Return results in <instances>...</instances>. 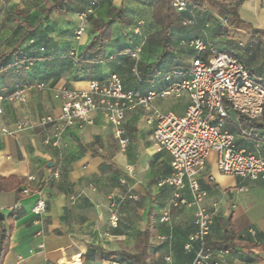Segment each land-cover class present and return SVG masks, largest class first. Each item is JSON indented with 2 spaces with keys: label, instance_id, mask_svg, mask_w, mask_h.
I'll list each match as a JSON object with an SVG mask.
<instances>
[{
  "label": "crops",
  "instance_id": "1",
  "mask_svg": "<svg viewBox=\"0 0 264 264\" xmlns=\"http://www.w3.org/2000/svg\"><path fill=\"white\" fill-rule=\"evenodd\" d=\"M186 1L192 14L210 18L204 23L206 28L194 31L192 38L202 39L215 52L230 55L245 64L254 76L264 78V0H217L225 1L227 8L237 6L233 25H228L226 17L218 16L215 6L203 4L199 10L202 14L198 15V10H192L195 1ZM120 4L121 0H101L88 17L79 38L74 31L78 25L75 13L64 9L56 29L57 34L62 33V38L55 39L52 31L45 32L53 38V50L70 55L72 59L78 57L94 36L95 27L108 21L109 5L118 8ZM14 7L21 8L19 0H0V27L7 21V12ZM48 26L52 28L51 23ZM7 37L0 31V43ZM68 56L57 64H40L27 69L26 84L19 87L28 88L25 103L0 102V179L3 180L0 227L10 230L1 264H78L76 261L108 264L112 262L107 259L108 254L114 253L144 255L143 264H163L166 254L173 264L191 262L200 245L194 243L190 251H185L183 246L192 227L195 208H174L168 223H159L160 211L170 202L172 189L158 188L156 182L169 176L171 158L165 151L152 150L154 122L150 120V112L136 108L125 113L121 136L127 140L124 148L115 138L114 128L99 116L92 125L66 130L57 148L44 144L51 128H42L37 121L41 116L57 114L59 103L53 99L52 90L34 88L37 79L58 74L59 77L46 80L45 85L49 88L66 85L76 90L85 89L88 82L69 62ZM120 72L125 74L123 67ZM109 73L101 65L95 68L93 77L104 78ZM54 79L57 81L53 86ZM126 86L137 94L158 91L162 87L159 82L142 85L132 82ZM14 90L0 73V96ZM187 104L186 95L156 97L151 107L182 115ZM22 121L29 122L31 127L17 131ZM222 128L236 132L226 123ZM248 131L264 138L261 124H254ZM235 145L251 149L249 142L239 137ZM258 150L264 153V143L259 144ZM214 156L210 154L198 176L199 186L207 194L202 207L213 215L206 244L223 241L224 225L230 220L237 240L233 242L235 249L224 257L222 264H264V247L257 245L264 243V185L219 174ZM48 163L52 164L50 168H47ZM55 172L58 177L53 179ZM29 177L34 181L28 180ZM25 189L32 193H19ZM37 192L45 196L46 210L34 223L31 209L38 198ZM181 198L190 202L187 189L181 191ZM113 214L117 217L115 225L110 222ZM249 230L254 231V238L247 235ZM157 236L170 239L158 241Z\"/></svg>",
  "mask_w": 264,
  "mask_h": 264
},
{
  "label": "built area",
  "instance_id": "2",
  "mask_svg": "<svg viewBox=\"0 0 264 264\" xmlns=\"http://www.w3.org/2000/svg\"><path fill=\"white\" fill-rule=\"evenodd\" d=\"M100 1L89 0L85 11L74 14L78 20L76 38L84 33L87 19ZM171 7L176 13H183L186 11L187 1L171 0ZM181 24L194 25V21L184 19ZM29 43L32 44L33 41L30 40ZM181 46L192 53L187 77L160 91H149L143 95L134 93L124 89L121 79L115 75L101 82L89 81L86 88L80 90L70 89L66 85L49 88L44 83L36 84V90H52L53 99L59 103L58 113L41 116L37 125L51 128V134L43 142L57 148L66 130L92 125L95 117L99 116L114 128V136L120 147L124 148L127 140L121 136L125 113L136 108L150 112V120L154 122L152 150L165 151L171 158L169 176L156 182L158 188L167 186L172 189L170 202L160 211L159 223H168L170 212L174 208L194 207L192 227L183 249L190 251L194 243H199L200 247L193 260L185 264H222L230 250L215 251L206 246L213 215L202 207L207 194L200 188L198 176L210 154L214 153L219 174L249 179L264 185V153L258 150L259 144L264 143V138L245 131L240 126L241 120L249 127L256 123L264 126V78L254 76L245 64L230 55L215 52L200 38L181 42ZM140 53L141 46H138L128 54L133 61L131 72L135 76ZM26 89L1 95L0 102L21 105L26 102ZM182 95L188 98L182 115L170 111L160 112L151 107V102L156 97L179 98ZM215 121L216 125L213 123ZM225 123L231 125L236 132L223 129ZM29 127V122L22 121L17 125V131ZM1 133L9 134L6 130H1ZM236 137L248 141L251 149L238 148L235 145ZM57 177L55 172L52 178ZM28 180L34 181V178L29 177ZM209 180L213 179L210 177ZM183 189H187L190 202L181 198ZM31 193L29 189L22 191L24 195ZM40 193H36L38 198L31 209L34 223L46 210V198ZM110 222L112 225L116 224L115 214L110 217ZM247 235L254 238L255 233L249 230ZM241 238L245 239L244 236ZM156 239L164 241L170 238L157 236ZM257 245L264 247V243ZM162 261L163 264H173L168 254L163 256ZM108 264L120 263L112 261Z\"/></svg>",
  "mask_w": 264,
  "mask_h": 264
},
{
  "label": "trees",
  "instance_id": "3",
  "mask_svg": "<svg viewBox=\"0 0 264 264\" xmlns=\"http://www.w3.org/2000/svg\"><path fill=\"white\" fill-rule=\"evenodd\" d=\"M130 1L141 7L151 8V21L153 27L155 29L158 28L152 35L147 36L143 44H138L137 41L134 42V37H129L123 30V28L125 29V27L132 26L134 23L133 17L125 15L126 2L129 4ZM194 1V6L192 7L194 12L197 10L199 11L201 6L207 3L217 8L219 17L227 18L228 25H233V21L237 18V6L227 8V6L217 0ZM88 5L89 0H51L50 4L41 11L42 14L40 13V15L36 17V22L33 25L28 23L29 29L24 34L25 36L22 37L21 43L29 36H37L38 41L30 39L33 43H29L26 48H21V43H18L11 51L0 53V73L3 74L4 80L15 88L14 91H10L6 95L22 90L19 89V87L25 86V74L30 66L32 67L40 64L43 66H50L51 64H57V62L67 58V54L63 52H57L53 49L45 50L43 48V41L47 40L45 41L47 44L50 42L47 39L48 36L38 28L37 22L42 21L48 23L50 15H55L64 9L73 13H81L85 11ZM201 14L202 12L199 11L198 15ZM107 17V22H100L95 27V34L90 43L71 64L82 73V77L85 81L101 82L111 75H115L121 79L124 89L134 93L137 92L129 88L131 85L127 87V83L132 84V82H135L136 84L142 85L150 82H159L162 85L158 90L160 91L174 84V82H180L185 79L188 63L183 62L181 57H191L192 53L190 50L183 48L181 42H189L193 39H197L195 37L192 38L193 32L205 29V21L207 22L210 20L209 17L202 16L201 18L194 13L192 14L188 5L185 12L176 13L171 7V0H121V4L118 8L109 5ZM184 19L193 20L194 25L182 26L181 21ZM113 24H116L119 29L120 40L112 37L111 27ZM53 28L54 25L50 29ZM40 32H42V36H38ZM138 46H141V53L136 65L137 75L135 76L131 72L133 61L128 54ZM41 52L43 53L41 54ZM151 55L153 59H150ZM101 65L105 66L110 73L104 78H94L93 74L95 68ZM122 67L125 74H127V72L130 73L132 78L131 81L126 78L124 73L120 72V68ZM52 77L57 78L59 76L58 74L48 75L44 78L37 79L38 82L36 83L46 84V80ZM167 78L169 79L167 80ZM56 81L57 79H54L52 81L54 84H51L54 86ZM31 85L26 87H30ZM149 91H146L144 94ZM2 181L3 180L0 179V191L2 189ZM19 193L22 194V191H19ZM9 218L11 220L13 214H11ZM224 230L225 238L223 241L207 243L206 246L208 245L220 250L229 249L233 251L235 249V244L233 242L237 240V236L231 228L230 220L225 222ZM9 231L0 227V264L6 252V241ZM107 259L120 264H143L144 255L136 256L126 253H114L108 254Z\"/></svg>",
  "mask_w": 264,
  "mask_h": 264
},
{
  "label": "rangeland",
  "instance_id": "4",
  "mask_svg": "<svg viewBox=\"0 0 264 264\" xmlns=\"http://www.w3.org/2000/svg\"><path fill=\"white\" fill-rule=\"evenodd\" d=\"M51 0H19V4L21 8H13L11 11L7 12V18L6 22L4 25H1L0 31L2 36H8L6 40H3L2 43H0V51H6V50H12L15 46V43H21L22 37H24L26 31L29 29L28 23L29 24H34L36 22V17L40 15L41 11L46 8L50 4ZM220 2V1H219ZM222 4H225V1H221ZM42 14V13H41ZM64 12L61 10L59 13L55 15H50L49 17V22L52 24V27L54 25V28L51 30L50 27L48 26V23L38 21V28L42 30L43 33H49L50 30L52 31V35L56 34L55 37L53 38H58L60 40L62 33L57 34V26L60 25V15L63 16ZM125 15L129 17H133V25L129 27L123 28L125 33L129 37H134V42L137 41L138 44H143V42L146 40L147 36L152 35L157 29L153 27V23L151 21V8L149 7H141L138 4H135L134 2H126V8H125ZM88 21V19H87ZM59 22V24H58ZM62 23V21H61ZM37 29V30H39ZM36 30V31H37ZM76 29H74L75 31ZM9 31V32H8ZM111 34L114 39L120 40V32L116 24H113L111 27ZM41 32V33H42ZM46 35V34H45ZM10 36V37H9ZM49 36V35H47ZM122 36V33H121ZM38 37H32L29 36L24 39V41L20 44L21 48H26L29 44L30 39H33L34 41H38ZM52 39H47L51 43L53 41ZM136 39V40H135ZM47 41V40H45ZM45 41H43V48L45 50H52L53 45L50 43L47 44ZM17 46V45H16ZM43 52H41L42 54ZM68 56V55H67ZM72 56H68L70 59L69 62L73 63L74 59L71 58ZM150 59H153V56H150ZM181 60L185 63H188L189 57H181ZM254 74L257 73V71H253ZM126 78H128L131 81V76L130 73L127 72L125 74ZM173 99H168V101H172ZM215 125L217 121L213 122ZM242 129L245 131L249 130V127L242 122L241 125ZM211 155H215L214 153H211ZM216 157V155L214 156Z\"/></svg>",
  "mask_w": 264,
  "mask_h": 264
},
{
  "label": "bare ground",
  "instance_id": "5",
  "mask_svg": "<svg viewBox=\"0 0 264 264\" xmlns=\"http://www.w3.org/2000/svg\"><path fill=\"white\" fill-rule=\"evenodd\" d=\"M85 41H86V39H85V37H83L82 44H84V43H85ZM75 263H77V261H76Z\"/></svg>",
  "mask_w": 264,
  "mask_h": 264
},
{
  "label": "water",
  "instance_id": "6",
  "mask_svg": "<svg viewBox=\"0 0 264 264\" xmlns=\"http://www.w3.org/2000/svg\"><path fill=\"white\" fill-rule=\"evenodd\" d=\"M51 166H52L51 163H48V164H47V168H50Z\"/></svg>",
  "mask_w": 264,
  "mask_h": 264
}]
</instances>
